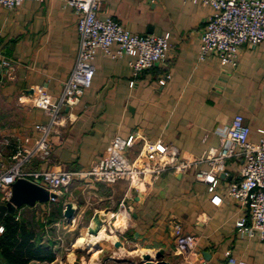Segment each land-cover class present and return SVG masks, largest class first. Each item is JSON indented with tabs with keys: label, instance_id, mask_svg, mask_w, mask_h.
Listing matches in <instances>:
<instances>
[{
	"label": "crops",
	"instance_id": "obj_1",
	"mask_svg": "<svg viewBox=\"0 0 264 264\" xmlns=\"http://www.w3.org/2000/svg\"><path fill=\"white\" fill-rule=\"evenodd\" d=\"M212 13L210 6L195 0H102L100 18L112 17L134 34L166 37L171 44L168 59L134 76L132 56L112 58L99 50L92 85L84 90L74 121L51 135L50 160H34L26 170H85L102 158L114 137L128 138L136 131L148 140L175 145L182 158L197 159L220 147L222 138L216 131L237 114L249 125L250 139L259 140L264 129V42L242 46L236 66L222 65L214 54L201 60V34ZM79 45L78 14L67 0H24L13 9L0 4V55L10 59L14 68L11 77L4 69L0 75V161L8 163L19 143L28 147L37 139L35 125L49 117L33 105V99L41 93L54 99L62 94ZM166 74L170 78L160 86L158 80ZM140 149L138 142L130 149V158ZM207 168V163L198 165ZM226 170L229 175L222 177L220 194L227 183L238 179L235 160L227 161ZM124 198L131 218L124 233L116 236L124 248H114L115 259L107 261L99 251L93 254L87 248L90 257L82 255L80 260V248L72 250L88 237L93 242L88 227L95 213L115 220ZM210 198L208 185L196 179L194 170H165L144 191L135 189L128 178L114 184L77 178L56 202L27 205L35 207L43 222L52 209L62 212L56 222L45 226L46 238L56 242V259L30 264H138L142 254L158 250L171 264H184L175 243L176 223L198 236L199 252L212 264H228V250L246 264H264V242L236 231L237 219L246 213L241 205L224 198L215 206ZM69 202L75 207L71 220L64 215ZM23 206L15 213L22 216ZM53 226L65 231L54 232ZM81 229H86V238L74 239ZM67 239L69 248L64 245ZM120 253L126 257L117 256Z\"/></svg>",
	"mask_w": 264,
	"mask_h": 264
},
{
	"label": "built area",
	"instance_id": "obj_2",
	"mask_svg": "<svg viewBox=\"0 0 264 264\" xmlns=\"http://www.w3.org/2000/svg\"><path fill=\"white\" fill-rule=\"evenodd\" d=\"M23 1L0 0V4L13 9ZM195 1L213 9L201 34L199 54L201 60L214 54L222 65L236 66L242 46L255 47L264 42V0ZM67 2L78 14L80 33L78 59L62 94L57 99L48 93L34 97L33 105L44 110L49 120L35 125L39 136L30 146L26 147L19 143L8 163L0 161V205L10 200L12 184L22 178L56 194L50 196V201L56 202L60 193L67 190L77 178L104 184H114L128 178L135 189L144 191L165 170L171 169L180 173L194 170L196 179L208 185L213 205L220 206L224 198H231L245 210L246 213L236 221L237 233L242 237L258 238L264 242V129H260L259 140H251L250 127L241 114L235 115L229 125L216 131L222 138L220 147L212 148L197 159L182 158L175 145L161 139L148 140L142 133L136 131L128 138L114 137L102 158L85 170L49 168L26 170V165L34 160L42 163L50 160L51 135L58 132L60 126L74 121L75 108L84 90L92 85L96 72L94 60L99 50L112 58H119L124 54L132 56L130 65L133 75L137 76L144 70L166 62L171 49L169 40L164 36L134 34L112 17L100 18L98 13L102 0ZM114 45L115 50L112 48ZM0 66L6 76H12L14 68L10 59L0 55ZM169 78L170 74L162 76L158 84L164 86ZM135 84L136 80L132 79L130 86L133 87ZM138 142L141 143V149L134 158L127 157L126 151L132 149ZM1 144L2 142L0 146ZM228 160L237 162L238 179L227 183L223 188V194H220L218 190L221 188L222 174L224 177L229 175L226 170ZM200 163H207L208 168L198 169ZM135 178L139 179L142 188L133 184ZM120 213H124L127 222L117 226L116 220ZM15 217L19 219L20 213L17 212ZM130 218L131 213L124 198L120 201L115 220L103 219L106 232L115 236L123 234L128 228ZM3 231L4 225L0 221V233ZM175 243L184 264L192 261L212 264L199 252L198 236L184 232L180 223L175 225ZM225 256L228 264H246L245 261L233 256L229 250L225 252Z\"/></svg>",
	"mask_w": 264,
	"mask_h": 264
},
{
	"label": "trees",
	"instance_id": "obj_3",
	"mask_svg": "<svg viewBox=\"0 0 264 264\" xmlns=\"http://www.w3.org/2000/svg\"><path fill=\"white\" fill-rule=\"evenodd\" d=\"M26 211L19 219L6 214L1 220L4 231L0 233V264H30L32 261L52 262L57 254L56 242L45 236V226L56 222L61 209L54 208L45 214L43 222L36 215L35 207L23 206Z\"/></svg>",
	"mask_w": 264,
	"mask_h": 264
},
{
	"label": "water",
	"instance_id": "obj_4",
	"mask_svg": "<svg viewBox=\"0 0 264 264\" xmlns=\"http://www.w3.org/2000/svg\"><path fill=\"white\" fill-rule=\"evenodd\" d=\"M223 176L224 174H222V177ZM50 196H56V194L50 193L45 187H42L28 179H18L12 184V195L10 200L5 204L0 205V220H2L8 213L14 214L16 210L21 208L23 205L34 206L37 202H47L50 199ZM74 213L75 207L73 203L69 202L64 210V215L66 218L71 220L74 217ZM102 226H104L103 218L101 217L100 213L97 212L93 217L92 225L88 227V233L98 234ZM92 247L95 251H100L102 260L107 261L109 259H115L112 250L114 248L123 249L124 244L121 240H116L113 242L112 248L103 246L102 242H99L93 246H87L88 249H91ZM163 257V250H158L153 255L147 252L141 255L138 264H171L169 261L163 259Z\"/></svg>",
	"mask_w": 264,
	"mask_h": 264
},
{
	"label": "rangeland",
	"instance_id": "obj_5",
	"mask_svg": "<svg viewBox=\"0 0 264 264\" xmlns=\"http://www.w3.org/2000/svg\"><path fill=\"white\" fill-rule=\"evenodd\" d=\"M126 155H127V157H129L130 158V155H131V150H129L127 153H126ZM85 230L86 229H81L80 230V232H78V233H75V235H74V239H75V237H79V236H81L82 234H85V237L87 236L86 234L87 233H84L85 232ZM52 231H54V232H62V231H65V229L63 228V227H58V226H53L52 227ZM82 232V234H80ZM76 235H78V236H76ZM77 239V238H76ZM88 239H89V237L84 241V242H82L81 244H79V245H77V246H74V248H73V252L74 251H76V248L78 247V248H80V249H78L77 251H78V257L80 258V260H81V258L83 257L82 255H84V256H86L87 257V259L90 257V253H87L86 252V249H87V243H88ZM109 242L110 241H107V240H103L102 241V244H103V246H105V247H108V244H109ZM64 245L67 247V248H69L70 247V239H67V241H65V243H64ZM93 246V245H92ZM75 249V250H74ZM90 252H92V251H94V249H93V247L91 248V249H88ZM64 253V255H65V253H67V251H64L63 252ZM126 253H120L119 255H117V256H120V258L122 257H126V255H125ZM97 257V255H95V258ZM64 262H67L66 261V255L64 256ZM100 262V261H99ZM60 264V263H59Z\"/></svg>",
	"mask_w": 264,
	"mask_h": 264
},
{
	"label": "bare ground",
	"instance_id": "obj_6",
	"mask_svg": "<svg viewBox=\"0 0 264 264\" xmlns=\"http://www.w3.org/2000/svg\"><path fill=\"white\" fill-rule=\"evenodd\" d=\"M133 184H135V185H139V187H143V185L142 184H139V179L138 178H135L134 180H133ZM127 219H126V217L124 216V213H120V214H118V219L116 220V225L117 226H119V225H121V224H125L127 221H126ZM89 235H91V236H93L94 238H93V242L92 241H89L88 243H87V245H96L97 243H99V242H102L103 240H111V241H115L116 240V236L115 235H110L109 233H107L106 232V229H105V226H102V228L100 229V231L98 232V234H89ZM84 238H86L85 237V234H82L81 236H80V239L79 240H81V241H83L84 240ZM98 251H93V254L94 253H97ZM100 252V251H99ZM136 253V252H135Z\"/></svg>",
	"mask_w": 264,
	"mask_h": 264
}]
</instances>
